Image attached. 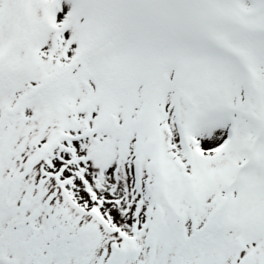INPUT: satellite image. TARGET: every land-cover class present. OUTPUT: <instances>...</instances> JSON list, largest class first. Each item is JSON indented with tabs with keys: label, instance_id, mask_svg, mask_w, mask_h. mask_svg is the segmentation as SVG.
Returning a JSON list of instances; mask_svg holds the SVG:
<instances>
[{
	"label": "snow or ice",
	"instance_id": "1",
	"mask_svg": "<svg viewBox=\"0 0 264 264\" xmlns=\"http://www.w3.org/2000/svg\"><path fill=\"white\" fill-rule=\"evenodd\" d=\"M0 264H264V0H0Z\"/></svg>",
	"mask_w": 264,
	"mask_h": 264
}]
</instances>
